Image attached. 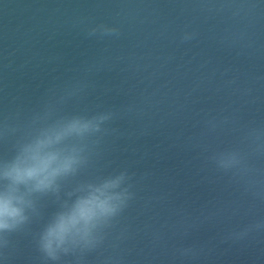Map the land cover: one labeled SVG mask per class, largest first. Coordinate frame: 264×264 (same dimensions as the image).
Returning <instances> with one entry per match:
<instances>
[{"label": "water", "instance_id": "obj_1", "mask_svg": "<svg viewBox=\"0 0 264 264\" xmlns=\"http://www.w3.org/2000/svg\"><path fill=\"white\" fill-rule=\"evenodd\" d=\"M0 203V264H264V0H0Z\"/></svg>", "mask_w": 264, "mask_h": 264}, {"label": "clouds", "instance_id": "obj_2", "mask_svg": "<svg viewBox=\"0 0 264 264\" xmlns=\"http://www.w3.org/2000/svg\"><path fill=\"white\" fill-rule=\"evenodd\" d=\"M216 164L223 170L238 169L241 172L246 171L244 167V156L238 154L237 152H231L227 155L222 154L221 158L216 162ZM13 211L14 210L10 209L8 205L0 203V216L12 214ZM3 226V224H0V227Z\"/></svg>", "mask_w": 264, "mask_h": 264}]
</instances>
